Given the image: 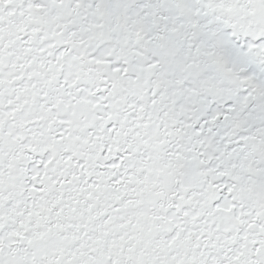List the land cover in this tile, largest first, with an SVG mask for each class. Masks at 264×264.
Masks as SVG:
<instances>
[{
	"label": "snow or ice",
	"instance_id": "obj_1",
	"mask_svg": "<svg viewBox=\"0 0 264 264\" xmlns=\"http://www.w3.org/2000/svg\"><path fill=\"white\" fill-rule=\"evenodd\" d=\"M0 264H264V0H0Z\"/></svg>",
	"mask_w": 264,
	"mask_h": 264
}]
</instances>
